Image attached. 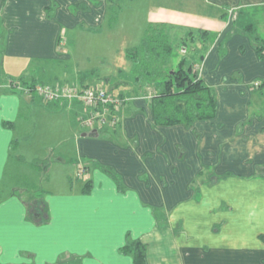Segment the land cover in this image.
Returning <instances> with one entry per match:
<instances>
[{"label": "crops", "instance_id": "obj_1", "mask_svg": "<svg viewBox=\"0 0 264 264\" xmlns=\"http://www.w3.org/2000/svg\"><path fill=\"white\" fill-rule=\"evenodd\" d=\"M104 1L0 0V264H136L126 248L134 242L146 246L148 264H264V112H250L248 87H264V39L253 21L264 0L149 6L148 24L213 37L215 60L201 74L218 98L213 120L158 126L149 97L120 85L129 101L119 123L89 130L79 102H46L10 84H44L31 68L71 60L63 34L102 22L91 14L105 12ZM225 47L233 54L222 59ZM37 115L61 133L57 161L41 143L31 148Z\"/></svg>", "mask_w": 264, "mask_h": 264}, {"label": "rangeland", "instance_id": "obj_2", "mask_svg": "<svg viewBox=\"0 0 264 264\" xmlns=\"http://www.w3.org/2000/svg\"><path fill=\"white\" fill-rule=\"evenodd\" d=\"M104 2L106 4L105 12L104 9L102 11V8H99L95 13L91 14L95 21L103 19L102 22L94 25L91 24L94 22H84L85 24L81 27L70 31L67 30V33L63 34L64 39L67 41L69 40V46L74 47L70 49L71 51L69 53L72 56L70 58L71 60L58 64L56 63L55 65L50 62L45 63L42 61L39 64L36 63L31 68L30 71H32V74L37 77L41 83L54 85L52 83L56 81L55 78L69 81V83H75V80L80 81L83 79V83L88 87L104 88L117 96L120 91L116 87L120 85H127L128 91L131 92V89L135 86L133 84L134 63L128 57V50L138 47L141 44L148 27L147 14L150 4L154 6L157 3L163 2L175 6L189 7V5L185 3L186 1L175 2L172 0H155L152 3L150 0H105ZM253 21L256 23L258 35L264 39V16L257 17ZM171 30L173 31L172 45L174 47L171 61L172 67L177 69L179 62L184 58L188 63L187 65L191 63L198 64L202 75L204 73H210V64L214 63L215 60L213 53L210 62L208 61L209 55L213 52V37L205 40H196L200 37L195 32V39L188 36L183 40L185 35L184 32L175 28H171ZM5 37L6 33L3 31L0 24V40L5 41ZM184 42L187 43V51L183 49L182 43ZM225 48L226 50L217 49L222 59L225 57L226 52H228V54L229 52L233 54V50H229L227 47ZM5 61L7 62L6 64H8L9 60ZM260 81L264 84V80ZM21 83H24V81ZM254 83L248 84L252 94V96L248 98L251 100L250 112H254L257 115L260 112H264V87H256ZM214 87H216V90L221 89L217 84H215ZM130 92H127V94H130ZM217 93L219 92L217 91ZM35 97L39 96L35 94ZM35 100L37 101L39 99ZM135 100L136 99L128 105H131V107L136 105L138 102ZM142 103H145L144 100ZM146 104L148 103L146 102ZM120 113H122V111ZM64 118L66 121L70 122L71 114L66 115ZM34 119L40 122L41 129L38 128L28 133L31 139L34 138L31 148H37V143L40 146L42 144L41 149L44 150V153H46L45 155H51L54 161H57V156L59 157L64 151V146H62L64 143H60L63 140L61 133L57 131L54 132L53 124L49 122L48 118L45 119L37 115V117L34 116ZM57 124H59V121ZM77 131L82 132L80 126L77 127ZM18 134L20 135L19 132ZM66 148H68V144ZM72 150L69 149L68 152L72 153ZM25 166H29V164L26 163ZM25 172L31 171L27 168ZM57 177H59V175L54 173V178ZM56 186L58 185L56 184Z\"/></svg>", "mask_w": 264, "mask_h": 264}, {"label": "trees", "instance_id": "obj_3", "mask_svg": "<svg viewBox=\"0 0 264 264\" xmlns=\"http://www.w3.org/2000/svg\"><path fill=\"white\" fill-rule=\"evenodd\" d=\"M252 27L248 25L247 29L252 30ZM172 33L170 26L149 23L141 44L128 50V57L134 63L133 84L135 86L130 93L136 92V97L150 96L148 103L154 122L158 126L180 124L190 126L196 121L213 120L218 112V98L214 89L203 79L200 66L195 63L187 65L184 58L179 62L177 69L171 65L174 52ZM194 33L189 30L185 33L183 40L188 36L195 39ZM196 33L200 37L196 40L208 39L207 31L200 30ZM260 41L257 52L263 59L264 40L260 39ZM182 44L184 51H187V43ZM23 81L26 86L37 85L35 82L19 80V82ZM15 82L17 81L12 80L11 83ZM118 96L126 97L125 93H119ZM226 177L218 176L217 179ZM260 239L264 242V234L260 235ZM126 248L134 253L136 264H148L145 245L134 242L128 244Z\"/></svg>", "mask_w": 264, "mask_h": 264}, {"label": "built area", "instance_id": "obj_4", "mask_svg": "<svg viewBox=\"0 0 264 264\" xmlns=\"http://www.w3.org/2000/svg\"><path fill=\"white\" fill-rule=\"evenodd\" d=\"M259 82L255 86H259ZM10 88L21 91L26 96L36 94L46 102L77 101L85 109L86 114L79 118L83 127L93 130L103 126H115L119 123V114L128 98L117 96L104 88L63 85L26 86L17 81Z\"/></svg>", "mask_w": 264, "mask_h": 264}]
</instances>
